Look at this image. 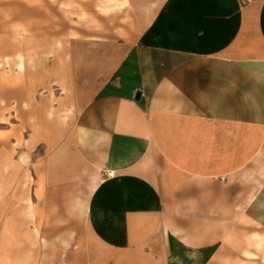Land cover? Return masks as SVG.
I'll list each match as a JSON object with an SVG mask.
<instances>
[{"label":"crops","instance_id":"crops-1","mask_svg":"<svg viewBox=\"0 0 264 264\" xmlns=\"http://www.w3.org/2000/svg\"><path fill=\"white\" fill-rule=\"evenodd\" d=\"M132 3L140 31L116 46L112 66L99 49L89 62L66 45L63 68L0 74L1 101L35 115L37 89H68L70 136L52 146L44 172L49 183L92 176L85 264H264L244 255V237H264V0ZM16 52L0 51V62ZM9 214L15 237L24 206Z\"/></svg>","mask_w":264,"mask_h":264},{"label":"rangeland","instance_id":"rangeland-1","mask_svg":"<svg viewBox=\"0 0 264 264\" xmlns=\"http://www.w3.org/2000/svg\"><path fill=\"white\" fill-rule=\"evenodd\" d=\"M133 4L132 0H0V37L18 50L0 62V74L18 78L22 64L30 75L38 65L56 63L63 68L64 49L70 44L74 52L83 49L82 58L89 62H95L101 50L106 67L112 66L116 46L139 34L140 8ZM59 87L54 82L34 92L35 115L19 116L16 103L3 104L0 99V264H7L5 252L18 257L20 264H85L90 251L82 205L92 176L81 171L58 175L49 183L44 172L52 146L69 138L75 116L71 106L65 109L68 89ZM21 206L24 231L14 237L5 224L16 223L17 217L9 213ZM7 236L13 244L5 242ZM245 238L244 255L264 256ZM240 245L233 243L232 250L243 255Z\"/></svg>","mask_w":264,"mask_h":264},{"label":"bare ground","instance_id":"bare-ground-1","mask_svg":"<svg viewBox=\"0 0 264 264\" xmlns=\"http://www.w3.org/2000/svg\"><path fill=\"white\" fill-rule=\"evenodd\" d=\"M18 6H20L18 4ZM14 49V45L9 44L4 38H0V51H12ZM254 244L257 247L264 248V237H259L257 235L253 236ZM247 256H252L250 253H246Z\"/></svg>","mask_w":264,"mask_h":264},{"label":"built area","instance_id":"built-area-1","mask_svg":"<svg viewBox=\"0 0 264 264\" xmlns=\"http://www.w3.org/2000/svg\"><path fill=\"white\" fill-rule=\"evenodd\" d=\"M106 177H108V178L113 177V172H108V173L106 174Z\"/></svg>","mask_w":264,"mask_h":264},{"label":"water","instance_id":"water-1","mask_svg":"<svg viewBox=\"0 0 264 264\" xmlns=\"http://www.w3.org/2000/svg\"><path fill=\"white\" fill-rule=\"evenodd\" d=\"M138 97H139V93H137V95H136V99H138Z\"/></svg>","mask_w":264,"mask_h":264}]
</instances>
